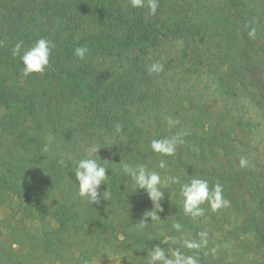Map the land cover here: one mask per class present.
I'll return each mask as SVG.
<instances>
[{"label": "trees", "instance_id": "1", "mask_svg": "<svg viewBox=\"0 0 264 264\" xmlns=\"http://www.w3.org/2000/svg\"><path fill=\"white\" fill-rule=\"evenodd\" d=\"M263 17L264 0H160L155 15L129 0H0V204L7 198L0 264H99L100 254L116 264H147L143 249L155 244L169 254L176 247L198 254L201 264H264V174L252 171L251 157L235 142L264 112L263 76L252 62L264 51ZM39 38L55 44L50 65L43 75L25 77L12 48ZM81 45L90 49L85 60L74 55ZM166 46L174 56L159 61L163 72L149 75L157 61L151 51ZM194 83L250 114L238 107L214 129L207 123L212 110L192 107L186 87ZM168 116L178 123L169 126ZM117 122L124 124L120 136L113 134ZM181 130L190 134L174 157L151 151L152 139ZM49 133L55 139L44 152ZM93 146L108 168L100 191L111 190L98 205L79 197L73 173ZM258 155L264 158V141ZM242 156L251 166L239 167ZM160 159L166 169L157 167ZM124 162L144 164L162 179L177 176L181 184L196 177L211 187L218 180L230 206L218 217L205 203V215L194 220L183 213L180 185L170 184L160 219L148 218L141 229L153 206L143 189L131 192ZM196 229L207 231L209 241L198 253L181 243L195 239ZM238 236H250L258 255L227 253L221 239ZM213 247L217 252L205 255Z\"/></svg>", "mask_w": 264, "mask_h": 264}, {"label": "clouds", "instance_id": "2", "mask_svg": "<svg viewBox=\"0 0 264 264\" xmlns=\"http://www.w3.org/2000/svg\"><path fill=\"white\" fill-rule=\"evenodd\" d=\"M130 6L136 9H148V15H155L157 9L160 7V0H129ZM256 29L252 28L249 31V35L254 36ZM55 48V44L46 38L37 39L30 47L23 48V41L17 42L12 48V55L19 57L22 63V75L25 77L31 74L43 75L46 69L50 65V56ZM90 49L86 45L77 46L74 49V55L80 60H85ZM164 65L159 61L151 63L147 67L149 75H158L163 72ZM169 126H174L178 123L171 116L165 117ZM124 130V124L121 122L115 123L113 127V134L120 136ZM190 133L186 130L176 132L169 137H162L159 139H152L150 142V149L154 154H158L160 157H174L177 153L179 145L185 143L184 137ZM55 137L49 133L46 137L47 143H45L43 151H49L50 145L54 141ZM100 147L93 146L88 149L83 158L76 162L74 169V175L76 181H78V195L82 199L86 200L90 204H100L101 200H107L111 196V190L104 188L103 192L100 191V186L109 180V175L106 174L108 168L98 162L96 158L98 149ZM58 163L61 166L65 165V161L60 159ZM250 161L246 157L239 159V167H249ZM157 167L159 169H166L167 162L164 159H160ZM122 172L130 178L134 188L131 192L135 193L138 189H143L147 195V198L152 203V210L144 213V216L138 222V227L143 229L147 227L145 221H155L160 219L158 216L159 211H163L161 201L164 198V189L170 184H179V193L181 196V204L183 213L192 219H197L205 215V208L202 207L205 203L208 204L212 212H217L221 209H226L230 206V201L224 196V187L217 180L211 187L208 179L192 177L188 181L181 184L179 177L171 176L162 179L160 172L150 170L144 164L131 165L127 162L121 164ZM153 209L155 211H153ZM182 225L179 222H173L172 228L177 231H182ZM198 239L183 240L182 246L186 250H196V253L201 249L208 247V232L200 231L197 233ZM173 243L176 242L175 238H171ZM146 251L147 264H201L198 254H186L180 247L173 248L169 254L159 244L153 245L151 248L146 247L143 249ZM217 248L213 247L208 253L215 254Z\"/></svg>", "mask_w": 264, "mask_h": 264}, {"label": "rangeland", "instance_id": "3", "mask_svg": "<svg viewBox=\"0 0 264 264\" xmlns=\"http://www.w3.org/2000/svg\"><path fill=\"white\" fill-rule=\"evenodd\" d=\"M259 26L262 32L261 36L264 37V17L261 19ZM175 50L171 47L160 48L158 51H151L150 57H156L157 61H163L170 56H174ZM253 64L255 65L256 75L262 73V85H264V51L258 50L253 54ZM258 71V72H257ZM191 92L188 97L191 99L192 107L201 106L203 109L210 108L212 110L211 115L208 117L207 123L211 125L214 129H220L222 125L226 122V117L235 113L236 109L241 108L242 115L244 114V110L242 111V105H236L232 102H227L222 99H219L210 88H205L201 83H194L193 86L186 87ZM245 104V103H243ZM260 112L253 117H251L254 121H256V126L252 131L244 130L240 135V141L236 140V144L239 148H241L244 153L251 157L253 161L254 170H252L255 174H258L259 177H262L264 174V158L259 156L262 149V143L264 141V112L260 109ZM250 114L247 111L245 117ZM228 118V117H227ZM214 159L216 161H222L223 158L220 155H214ZM249 159V158H248ZM2 204H0V217H2L6 213V201L7 198H3ZM221 210L215 212L216 216L220 214ZM215 216V215H214ZM215 216V217H216ZM219 217V216H218ZM28 225V222H24ZM200 232L199 229H196L192 232L193 238L197 239V233ZM222 240V246L226 248L227 253L233 254L237 253L239 255H258V248L255 247L253 240L250 236L242 237L238 236L237 239L233 238H224ZM256 251V252H255ZM97 261L99 264H116V259L112 258L108 254H100L98 256Z\"/></svg>", "mask_w": 264, "mask_h": 264}]
</instances>
